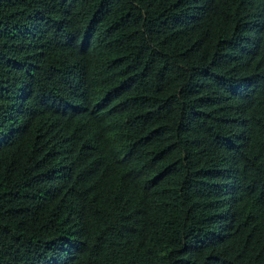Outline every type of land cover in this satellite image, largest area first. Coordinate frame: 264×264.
Wrapping results in <instances>:
<instances>
[{
	"label": "trees",
	"instance_id": "obj_1",
	"mask_svg": "<svg viewBox=\"0 0 264 264\" xmlns=\"http://www.w3.org/2000/svg\"><path fill=\"white\" fill-rule=\"evenodd\" d=\"M0 264H264V0H0Z\"/></svg>",
	"mask_w": 264,
	"mask_h": 264
}]
</instances>
